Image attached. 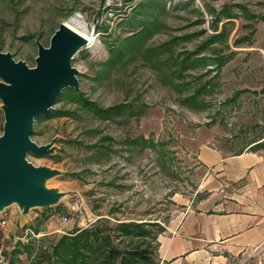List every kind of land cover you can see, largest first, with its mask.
<instances>
[{"label": "rangeland", "instance_id": "374dc122", "mask_svg": "<svg viewBox=\"0 0 264 264\" xmlns=\"http://www.w3.org/2000/svg\"><path fill=\"white\" fill-rule=\"evenodd\" d=\"M144 1L0 0V51L29 66L35 39L48 46L59 23L93 37L72 60L78 88L60 93L54 117L34 121L31 139H55V151L27 155L62 170L47 184L68 194L57 207L24 214L13 204L0 213V264L18 243L31 245L20 264H33L63 234L93 224L135 220L166 230L201 193L205 148L233 154L264 139V0H164L163 12ZM130 17L138 32L141 23L152 32L137 48H125ZM111 44L123 52L111 55ZM183 58L191 64L181 71ZM82 97L94 110L122 112L105 119ZM3 121L0 109V134Z\"/></svg>", "mask_w": 264, "mask_h": 264}, {"label": "crops", "instance_id": "0c3cea01", "mask_svg": "<svg viewBox=\"0 0 264 264\" xmlns=\"http://www.w3.org/2000/svg\"><path fill=\"white\" fill-rule=\"evenodd\" d=\"M199 159L203 193L159 234L157 264H264L250 256L264 241V146Z\"/></svg>", "mask_w": 264, "mask_h": 264}, {"label": "water", "instance_id": "95a60500", "mask_svg": "<svg viewBox=\"0 0 264 264\" xmlns=\"http://www.w3.org/2000/svg\"><path fill=\"white\" fill-rule=\"evenodd\" d=\"M35 65L15 60L0 51V109L4 121L0 134V213L15 204L22 213L58 205L68 193L48 186L62 170L35 165L28 154L47 156L55 151V139L38 145L31 139L34 119L48 114L66 87L78 88L72 66L74 55L87 39L65 23H59L48 46L35 39Z\"/></svg>", "mask_w": 264, "mask_h": 264}, {"label": "trees", "instance_id": "16d2710c", "mask_svg": "<svg viewBox=\"0 0 264 264\" xmlns=\"http://www.w3.org/2000/svg\"><path fill=\"white\" fill-rule=\"evenodd\" d=\"M144 2V6H149V11L163 12L166 10L164 0H148ZM140 10L141 7H138L135 11L139 12ZM124 20V28L126 26L127 32H134L125 39L127 41L125 48L129 44L133 48L139 47L143 40L152 33L150 27L141 23L142 29L138 32L137 26L132 21L133 18L130 17L129 21H127V18ZM109 48L113 56L122 51L120 46L112 49V44ZM190 64L191 61L183 58L179 63L178 69L182 71L190 68ZM75 94H77V97L79 96L77 90H75ZM77 100L82 102L83 107L93 110L95 114L105 119L117 116L122 112L121 105L100 110L95 108L94 110L93 107H90L91 103L86 98L82 97ZM55 115L52 113L44 116L39 115L35 117L34 121L40 118L54 117ZM255 141L250 143L252 144L251 147L259 148L264 146V140L262 142ZM163 230V226L157 222H137L135 220L119 221L114 225L93 224L89 227L75 228L59 237L52 246L51 251H45L43 254L39 253L38 257H35L36 260L33 261V264H40L43 262L42 260H46V264H157L155 257L156 238ZM122 243L125 245L122 246ZM23 251L30 257V243L28 245L18 243L14 246L10 251V258L7 264H20L19 255Z\"/></svg>", "mask_w": 264, "mask_h": 264}, {"label": "built area", "instance_id": "2783aa9c", "mask_svg": "<svg viewBox=\"0 0 264 264\" xmlns=\"http://www.w3.org/2000/svg\"><path fill=\"white\" fill-rule=\"evenodd\" d=\"M6 225H7V220L3 217L0 218V231L2 233L5 232ZM0 252H1V249H0ZM257 255L264 257V241L261 242L259 245L255 246L250 252V256H257ZM3 259H5V255L4 254L2 255L0 253V261ZM259 262L261 263V259L259 260Z\"/></svg>", "mask_w": 264, "mask_h": 264}, {"label": "bare ground", "instance_id": "6f19581e", "mask_svg": "<svg viewBox=\"0 0 264 264\" xmlns=\"http://www.w3.org/2000/svg\"><path fill=\"white\" fill-rule=\"evenodd\" d=\"M74 18V17H73ZM77 20V19H76ZM65 24H67L69 27H71L72 29H74L75 31H77L80 35H82L83 37H85L86 39H87V41H88V43L89 44H91L92 43V41H93V37H92V34H88L87 33V31L86 30H84L83 28V30H79V29H76V28H74V26H72V24H71V20H69V21H67V22H64ZM81 27V26H80Z\"/></svg>", "mask_w": 264, "mask_h": 264}]
</instances>
